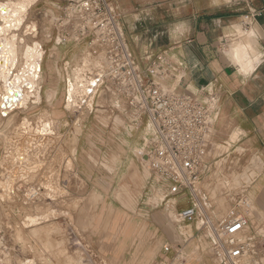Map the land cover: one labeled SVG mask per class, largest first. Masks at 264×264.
Segmentation results:
<instances>
[{"label": "rangeland", "instance_id": "obj_1", "mask_svg": "<svg viewBox=\"0 0 264 264\" xmlns=\"http://www.w3.org/2000/svg\"><path fill=\"white\" fill-rule=\"evenodd\" d=\"M35 3L36 0H9L2 9L3 13L0 12V89L3 91L0 106L3 100L9 98L13 102H20L21 105L18 108L20 110L8 117L0 116V119L1 117L5 119V122L0 124V193L7 190L4 195L0 194V264H42L43 262L45 264H81L82 262H84L82 264H119V260L114 256L124 236H113L106 232H109L118 211L133 217L139 216L144 210L143 207L163 215L165 244L171 239L182 243L180 232L186 231L193 236L194 226L177 223L176 212L166 206H160L159 195L156 192L153 193V201L149 204L135 202L139 200L142 192L139 165L131 157L125 164L118 154H115L124 152L121 144L116 145V151L112 146L116 133L130 132L129 123L132 122V117L116 113L114 118H110L111 114H108V111L111 107L108 109L104 102L101 103L102 99L107 97L103 89L98 92L95 90L92 96L94 101L91 97L81 108L79 105L74 107L76 103L68 106L66 101L63 102L65 94L67 97V78L72 82L75 81L76 86L84 83L83 90L76 89L75 95L88 94L89 84L93 81L92 76L87 75L91 78L87 80V77H83L75 69L78 66L76 65L78 57L80 56V61L90 52V44L49 42L45 36L48 33L45 22L48 23L49 20L45 21L43 15L37 19H40L45 34L36 38L39 29L35 20L30 18L36 15L34 11L31 14L28 11ZM57 18L58 14L52 16L50 21L55 27H52V32L56 34L60 33L63 27L60 26L62 22L54 21ZM15 19L17 21H14ZM34 31L38 33H33ZM29 36L31 38L27 39L26 37ZM50 49L53 55L47 65L53 73V85L59 86L58 74L62 82V90L51 107L44 105L41 90L42 63L44 55ZM59 52H62L61 61L56 59L59 58L57 57ZM86 62L88 63V60ZM55 92L52 90L47 93L55 95ZM53 98L55 96L49 97L50 100ZM128 112L131 114L130 111ZM142 127H145V122ZM121 141L129 145L123 139ZM143 142L144 139L142 144ZM140 147L134 146L133 152L137 155L140 152L141 155L143 150ZM21 150L24 151L23 164L19 163ZM7 163H10L11 170L3 168ZM16 167L20 169V173L10 192L7 188H10L11 174ZM247 167L244 171L245 175L250 166ZM232 187L233 189L228 186L225 192L229 194L235 191L236 182ZM221 189L225 188L221 187ZM225 192L223 190V193ZM211 194L209 191L208 196ZM261 197L259 200L264 204V196ZM212 200L213 203L216 202L215 198ZM202 202L207 209L208 203ZM185 204H188L186 200L179 201L176 209H183ZM219 207L223 210V216H226L231 209L230 203L226 200H220ZM223 207L225 208L222 209ZM50 212L53 215L58 213L60 216L41 222L40 227L31 226L35 225L34 223L28 224L30 217H41ZM56 227H59L58 230ZM41 228L42 231L46 229L45 232H42ZM53 229L60 234H54ZM31 231H35L36 235ZM60 238L66 246L60 243ZM43 240L46 241L41 242ZM52 240L59 242L60 245ZM49 243H53L55 250ZM41 248L46 251L43 249L41 251ZM47 253L49 256H46ZM199 254L200 252L197 251L196 255ZM45 257L49 258L50 262H45L48 261ZM61 257L66 258L61 259ZM129 257L130 254L127 261ZM67 259L70 261L68 262Z\"/></svg>", "mask_w": 264, "mask_h": 264}, {"label": "crops", "instance_id": "obj_2", "mask_svg": "<svg viewBox=\"0 0 264 264\" xmlns=\"http://www.w3.org/2000/svg\"><path fill=\"white\" fill-rule=\"evenodd\" d=\"M109 1L120 16L119 25L128 52L137 66L146 67L152 60L163 55V58L168 59V64L163 68L166 73L163 85L167 91L175 94L207 92L217 96L219 100L220 113L212 132L210 155L200 179V188L206 195L211 221L217 223L224 217L223 210L219 207L220 200L228 201L232 208L246 197L255 212L252 224L260 233L264 232V204L259 200L264 196V8L261 1ZM59 5H63L61 0H38L31 9L30 14L34 11L36 15L30 18L37 23L38 36L45 34L40 19H37L43 15L45 21L49 20L48 23L45 22L48 26L45 36L49 42L89 43L90 37L80 40L67 38L63 41L61 36L52 32V16L58 14L60 18L62 15ZM40 10L46 12L40 13ZM248 14L253 16L250 25L244 19ZM250 38L253 39V45L248 42ZM89 50L84 59L79 61V56L76 60L78 66L75 70L83 77L90 75L94 78L97 73L116 64L99 47L90 46ZM60 53L62 52L57 53L60 59H56L61 61L63 58ZM52 55L50 49L44 56L41 83L44 105L50 107L62 90L61 77L58 74L59 86L54 87L53 73L47 65ZM52 90L56 91L55 95L47 93ZM63 90L65 91L64 87ZM103 90L107 97L101 103L104 102L108 109L115 104L108 111L110 118H114L116 113L131 116L123 100L121 103L113 102V90L108 87ZM65 95L63 102L66 101ZM53 96L55 98L50 100L49 97ZM4 122L5 119L1 117L0 124ZM144 122L145 127H142ZM129 128L130 132L115 134L112 146L116 151V145L121 144L124 152L114 153L125 164L131 157L139 165L142 192L139 200L135 202L149 204L156 192L160 206L173 209L177 223L183 224L178 218L177 205L173 202H162L159 180L150 170L144 154L140 155L139 152L137 155L133 152V147L142 146V140L149 133L147 118H144L139 129L132 131ZM122 139L129 145L123 144ZM247 166L250 168L245 175ZM234 181L236 190L228 194L225 191L229 185L233 189ZM209 191L212 193L210 196ZM212 198L216 202L213 203ZM143 208L139 216L133 217L118 211L109 232H106L113 236H124L123 241L119 240L121 242L114 256L119 264H220L212 253L211 233L202 228L203 220L191 225L195 227L193 236L186 231L180 232L182 243L171 239L165 244L163 215ZM166 247L171 248L170 252H165ZM197 251L200 252L199 255H196Z\"/></svg>", "mask_w": 264, "mask_h": 264}, {"label": "built area", "instance_id": "obj_3", "mask_svg": "<svg viewBox=\"0 0 264 264\" xmlns=\"http://www.w3.org/2000/svg\"><path fill=\"white\" fill-rule=\"evenodd\" d=\"M61 1L63 5L58 8L62 15L57 23L62 22L63 27L57 35L63 41L90 37V46L99 47L116 63L95 75L89 84L92 91L79 101V107L87 104L95 90L108 87L113 90V102L123 100L131 112L132 131L139 129L146 117L149 133L140 148L159 180L162 202L177 205L187 201L186 207L178 211L179 220L188 225L203 220L202 228L210 231L212 253L220 264H264V232L256 230L251 222L255 212L249 199L243 198L217 223L211 221L209 209L202 202L207 203V198L201 191L200 179L220 113L217 96L167 91L163 68L168 59L163 55L146 67L137 66L128 52L120 16L109 0ZM252 17H244L247 24ZM170 249L166 247L165 252Z\"/></svg>", "mask_w": 264, "mask_h": 264}, {"label": "water", "instance_id": "obj_4", "mask_svg": "<svg viewBox=\"0 0 264 264\" xmlns=\"http://www.w3.org/2000/svg\"><path fill=\"white\" fill-rule=\"evenodd\" d=\"M262 5H263V8H264V0H260ZM38 0H36V3L33 4L29 9L28 11H31V9L37 4ZM6 3L7 2H0V12H2V9L3 7H6ZM37 30V29H36ZM30 34V32H28ZM32 33V32H31ZM33 33H38V31H34ZM26 34V33H25ZM28 34V35H29ZM30 35H33L34 34H30ZM38 37V34H36V38ZM35 38V37H34ZM57 43H59L57 41ZM43 48V47H42ZM45 56V55H44ZM66 83H67V97H66V102L68 104V106H73L74 103H76V105H74V107H78L79 105V101L84 97V96H87L88 94L86 93V95L84 94H81L79 93L78 95L76 93V89H78V91H81L83 90L84 88V83H79L77 86H76V82H72V80L70 78H67L66 79ZM42 90V89H41ZM2 90L0 89V99L2 98ZM89 92V90H88ZM92 100L94 101V97H92ZM20 102H16V101H12L11 98L7 99L6 101L3 100V104L0 106V116L2 117H8L10 114H12L13 112L17 111V110H20L18 109L20 107ZM16 109V110H15ZM24 162V151L21 150V155H20V161L19 163L20 164H23ZM13 165V164H12ZM5 167V168H4ZM4 169H9L11 170V166H10V163H7L6 165L3 166ZM19 173H20V169L18 167H16L14 169V171L12 172L11 174V183H10V188H7L8 190H10V192L12 191L13 189V185L16 183L17 181V177L19 176ZM7 191V190H6ZM6 191H3L1 192L0 194L4 195V193H6ZM7 196V194H6ZM9 196V195H8Z\"/></svg>", "mask_w": 264, "mask_h": 264}, {"label": "bare ground", "instance_id": "obj_5", "mask_svg": "<svg viewBox=\"0 0 264 264\" xmlns=\"http://www.w3.org/2000/svg\"><path fill=\"white\" fill-rule=\"evenodd\" d=\"M14 21H17V19H15ZM248 42L250 43V45H253V39L250 38ZM91 82H92V81H91ZM91 82H90V83H91ZM88 90L92 91V89H90V85H89V87H88ZM97 124H98V123H97ZM93 128H94V127H93ZM102 128H103V127H102ZM147 133H148V132H147ZM96 134H97V133H96ZM96 134H95V135H96ZM101 135H102V134H101ZM92 137H93V136H92ZM98 138H99V137H98ZM104 138H105V137H104ZM99 141H100V139H99ZM102 141H103V140H102ZM88 143H89V142H88ZM92 144H93V143H92ZM95 144H96V143H95ZM98 145H99V144H98ZM100 149H101V148H100ZM137 192H138V191H137ZM262 196H263V195H262ZM261 198H263V197H261ZM8 201H9V200H8ZM2 202H3V201H2ZM5 204H6V203H5ZM170 210H171V209H170ZM172 211H173V210H172ZM45 213H47V212H45ZM60 213H61V212H60ZM36 214H37V213H36ZM34 215H35V214H34ZM44 215H45V214H44ZM26 216H27V215H26ZM30 216H31V214H30ZM40 216H41V214H40ZM58 216H60V214L57 213V214L53 215V214L50 212V213L46 214L45 216L42 215L41 217H30L29 220H28V224H29V223H30V224H33V223H34L35 225H31V226H39V227H40L41 222H46V221H50V220H52V219H56V218H58ZM64 216H66V215H64ZM22 217H23V216H22ZM27 217H29V215H28ZM27 217H26V218H27ZM221 217H222V216H221ZM23 219H24V218H23ZM23 219H22V220H23ZM26 220H27V219H26ZM0 221H1V220H0ZM200 221H201V220H200ZM26 222H27V221H26ZM26 222H25V223H26ZM71 222H73V221H71ZM17 223H18V222H17ZM1 224H2V223H1ZM16 225H17V224H16ZM51 225H52V224H51ZM51 225H50V226H51ZM0 226H1V225H0ZM18 226H19V225H18ZM26 226H28V225H26ZM14 227H15V226H14ZM29 227H30V226H29ZM46 227H48V226H45V228H46ZM53 227H54V226H53ZM1 228H2V227H1ZM15 228H16V227H15ZM20 228H21V227H20ZM22 228H23V227H22ZM34 228H36V227H34ZM34 228H33V229H34ZM37 228H38V227H37ZM49 228H50V227H49ZM57 228H59V227H56V229H57ZM3 229H4V228H3ZM27 229H28V228H27ZM27 229H26V230H27ZM66 229H67V228H66ZM22 230H23V229H22ZM22 230H21V231H22ZM29 230H30V229H29ZM36 230H38V229H36ZM36 230H35V231H36ZM40 230L42 231V228H41ZM45 230H46V229H45ZM45 230L42 231V232H45ZM54 230H55V229H53V231H54ZM57 230H58V229H57ZM23 231H24V230H23ZM23 231H22V233H24ZM35 231H34V232H35ZM16 232H17V230H16ZM31 232H32V231H31ZM34 232H32V233L36 235V233H34ZM56 232H57V231H54V234H55ZM29 233H30V232H29ZM29 233H28V234H29ZM17 234H18V232H17ZM38 234H39V233H38ZM40 234H41V233H40ZM44 234H45V233H44ZM47 234H49V233H47ZM56 234H60V232H58V233H56ZM31 235H32V234H31ZM45 235H46V234H45ZM52 235H53V234H52ZM66 235H67V234H66ZM66 235H65V236H66ZM23 236H24V235H23ZM40 236H41V235H40ZM40 236H38V237H40ZM48 236H49V235H48ZM52 237H53V236H52ZM60 237H61V236H60ZM18 238H19V237H18ZM18 238H17V239H18ZM20 238H21V237H20ZM32 238H33V237H32ZM43 238H44V237H43ZM66 238H67V236H66ZM27 239H28V238H27ZM27 239H26V240H27ZM33 239H34V238H33ZM33 239H32V240H33ZM37 239H38V238H37ZM21 240H22V239H21ZM23 240H24V239H23ZM28 240H29V239H28ZM49 240H50V239H49ZM61 240H63V239L60 238V240H59L60 243H62ZM65 240H67V239H65ZM45 241H46V240H43V241H41V242H45ZM52 241H55V240H52ZM18 242H19V241H18ZM21 242L23 243V241H21ZM35 242H36V241H35ZM41 242H40V243H41ZM55 242L57 243V241H55ZM65 242H66V241H65ZM37 243H38V242H37ZM47 243H48V242H47ZM67 243H68V242H67ZM67 243H66V244H67ZM49 244H50V243H49ZM49 244H48V245H49ZM52 244H53V243H51L50 245L52 246ZM57 244L60 245L59 242H58ZM62 244H63V243H62ZM23 245H24V244H23ZM35 245H37V244H35ZM45 245H46V244H45ZM50 245H49V246H50ZM54 245H56V244H54ZM63 245H64V244H63ZM33 246H34V245H33ZM64 246H66V245H64ZM26 247H27V246H26ZM34 247H35V246H34ZM37 247H38V246H37ZM42 247H43V246H42ZM45 247H46V246H45ZM47 247H48V246H47ZM16 248H17V247H16ZM52 248L54 249L53 246H52ZM61 248H62V247H61ZM24 249H25V248H24ZM34 249H36V248H34ZM42 249H43V248H41V251H42ZM43 250H44V249H43ZM49 250H50V249H49ZM54 250H55V249H54ZM59 250H61V249H59ZM59 250H58V251H59ZM66 250H67V248H66ZM29 251H30V250H29ZM38 251H39V250H37V252H38ZM44 251H46V250H44ZM44 251H43V252H44ZM50 251H51V250H50ZM63 251H65V250L63 249ZM63 251H62V252H63ZM23 252H26V251H23ZM35 252H36V251H35ZM43 252H41V253H43ZM77 252H78V251H77ZM77 252H76V254H78ZM79 252H82V251H79ZM27 253H30V252H27ZM51 253H52V252H50V254H51ZM23 254H24V253H23ZM43 254H44V253H43ZM43 254H42V255H43ZM52 254H53V253H52ZM62 254H64V253H62ZM25 255H26V254H25ZM72 255H74V253H72ZM46 256H49V253H47ZM50 256H51V255H50ZM56 256H57V255H56ZM69 256H70V255H69ZM77 256H80V255H77ZM57 257H58V256H57ZM66 257H67V256H66ZM66 257H64V258H66ZM71 257H72V256H71ZM71 257H70V258H71ZM74 257H75V256H74ZM19 258H20V257H19ZM36 258H37V257H36ZM62 258H63V257H61V259H62ZM64 258H63V259H64ZM77 258H78V257H77ZM45 259L48 260V261H45V262H50V261H49V258H46V257H45ZM55 259H56V258H55ZM58 259H59V258H58ZM0 260H1V259H0ZM37 260H39V259H37ZM51 260H52V259H51ZM59 260H60V259H59ZM67 260H68V259H67ZM8 261H10V260L8 259ZM31 261H33V260H31ZM69 261H70V260H68V262H69ZM74 261H75V260H73V262H74ZM81 261H82V260H81ZM34 262H35V261H34ZM34 262H33V263H34ZM60 262H61V261H60ZM65 262H66V261H65ZM51 263H52V262H51ZM78 263H80V262H78ZM82 263H84V262H82ZM82 263H81V264H82ZM88 263H89V262H88ZM42 264H45V263L43 262ZM47 264H50V263H47ZM52 264H53V263H52ZM89 264H90V263H89Z\"/></svg>", "mask_w": 264, "mask_h": 264}]
</instances>
